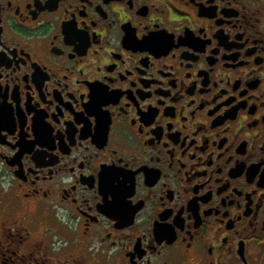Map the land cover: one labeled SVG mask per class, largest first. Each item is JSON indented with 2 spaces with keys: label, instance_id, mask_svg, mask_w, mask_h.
I'll list each match as a JSON object with an SVG mask.
<instances>
[{
  "label": "flooded vegetation",
  "instance_id": "af4514ba",
  "mask_svg": "<svg viewBox=\"0 0 264 264\" xmlns=\"http://www.w3.org/2000/svg\"><path fill=\"white\" fill-rule=\"evenodd\" d=\"M0 173L1 264H264V0H0Z\"/></svg>",
  "mask_w": 264,
  "mask_h": 264
},
{
  "label": "rangeland",
  "instance_id": "374dc122",
  "mask_svg": "<svg viewBox=\"0 0 264 264\" xmlns=\"http://www.w3.org/2000/svg\"><path fill=\"white\" fill-rule=\"evenodd\" d=\"M7 187H8L7 178L2 173H0V207L2 208H3V203L8 202L9 200V194H7V191H6ZM0 211H1V208H0ZM1 215H0V222H3L4 217ZM5 226H7V224ZM0 234H1V226H0ZM3 259L4 258H0V264L1 262H4Z\"/></svg>",
  "mask_w": 264,
  "mask_h": 264
}]
</instances>
